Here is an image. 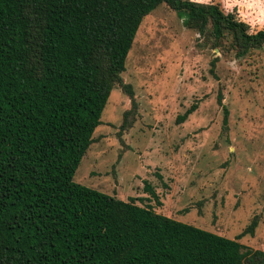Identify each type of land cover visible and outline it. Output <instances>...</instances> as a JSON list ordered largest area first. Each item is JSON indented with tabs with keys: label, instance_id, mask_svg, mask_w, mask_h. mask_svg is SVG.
I'll use <instances>...</instances> for the list:
<instances>
[{
	"label": "trees",
	"instance_id": "1",
	"mask_svg": "<svg viewBox=\"0 0 264 264\" xmlns=\"http://www.w3.org/2000/svg\"><path fill=\"white\" fill-rule=\"evenodd\" d=\"M240 1L0 0V264H264L237 242L255 218L228 239L72 179L110 91L132 96L120 74L143 17L164 4L242 58L264 28Z\"/></svg>",
	"mask_w": 264,
	"mask_h": 264
},
{
	"label": "rangeland",
	"instance_id": "2",
	"mask_svg": "<svg viewBox=\"0 0 264 264\" xmlns=\"http://www.w3.org/2000/svg\"><path fill=\"white\" fill-rule=\"evenodd\" d=\"M253 1L240 4L257 22L264 0ZM120 77L132 96L110 91L73 181L228 239L255 218L237 242L264 252V45L235 58L161 4L141 20Z\"/></svg>",
	"mask_w": 264,
	"mask_h": 264
},
{
	"label": "clouds",
	"instance_id": "3",
	"mask_svg": "<svg viewBox=\"0 0 264 264\" xmlns=\"http://www.w3.org/2000/svg\"><path fill=\"white\" fill-rule=\"evenodd\" d=\"M197 3H203V4H207L210 2V0H196ZM225 2V6L229 8V10H231V5L229 4L228 0H224ZM257 23H260L262 26H264V19L258 20Z\"/></svg>",
	"mask_w": 264,
	"mask_h": 264
},
{
	"label": "crops",
	"instance_id": "4",
	"mask_svg": "<svg viewBox=\"0 0 264 264\" xmlns=\"http://www.w3.org/2000/svg\"><path fill=\"white\" fill-rule=\"evenodd\" d=\"M251 1V5H254V1L253 0H250Z\"/></svg>",
	"mask_w": 264,
	"mask_h": 264
}]
</instances>
